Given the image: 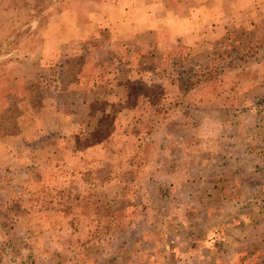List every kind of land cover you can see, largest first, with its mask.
I'll use <instances>...</instances> for the list:
<instances>
[{
	"label": "rangeland",
	"instance_id": "obj_1",
	"mask_svg": "<svg viewBox=\"0 0 264 264\" xmlns=\"http://www.w3.org/2000/svg\"><path fill=\"white\" fill-rule=\"evenodd\" d=\"M231 146L264 154V0H0V264H264L170 226Z\"/></svg>",
	"mask_w": 264,
	"mask_h": 264
},
{
	"label": "crops",
	"instance_id": "obj_2",
	"mask_svg": "<svg viewBox=\"0 0 264 264\" xmlns=\"http://www.w3.org/2000/svg\"><path fill=\"white\" fill-rule=\"evenodd\" d=\"M96 90H93V94ZM86 93L83 101L85 105H92L103 98L99 93L88 98L91 94ZM110 96L111 100H118L115 92ZM164 128V125L158 124L151 131V135L161 132ZM237 149L234 146L224 148L219 157L223 158V161L219 164L215 163V152H208L209 157L202 162L203 173L195 177V182L192 181L195 187L183 193L190 201L182 203L179 195L174 199L177 202L178 220L174 224L170 221V226L192 229L191 236L194 227L197 232L204 228L211 234H215L219 227H225L230 237L227 234L223 242L225 246L229 244L230 247L225 248L227 250H223L221 256L224 259L242 260L245 255L249 258L248 251H244L245 247L264 242V154ZM157 173L167 174L169 177L175 175V171L157 170ZM180 173L185 176L187 171L178 169L176 174ZM145 211L156 213L157 216L162 214L161 209L153 205L148 206ZM147 222L146 224L151 225V222ZM141 224L142 220H136L131 224V229L138 228ZM214 244L216 245V241ZM251 255L254 256V253Z\"/></svg>",
	"mask_w": 264,
	"mask_h": 264
}]
</instances>
